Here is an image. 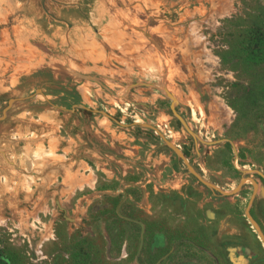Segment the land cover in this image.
<instances>
[{"label": "rangeland", "instance_id": "374dc122", "mask_svg": "<svg viewBox=\"0 0 264 264\" xmlns=\"http://www.w3.org/2000/svg\"><path fill=\"white\" fill-rule=\"evenodd\" d=\"M260 20L264 0H0V112L27 97L1 122L0 257L137 264L119 204L141 264L175 241L162 264H264ZM140 123L202 180L244 182L210 188Z\"/></svg>", "mask_w": 264, "mask_h": 264}, {"label": "water", "instance_id": "95a60500", "mask_svg": "<svg viewBox=\"0 0 264 264\" xmlns=\"http://www.w3.org/2000/svg\"><path fill=\"white\" fill-rule=\"evenodd\" d=\"M167 96L169 97V99L171 100V103H170V110L171 112L183 123L180 115L177 113V111L175 110V105L178 104V101L177 99L172 95L170 94L169 92H166ZM23 98H27V97H10L8 100H7V103L6 105L1 109V112H0V132H1V122L4 121L7 116L9 115V112L10 110L12 109L13 107V104L17 101V100H22ZM75 107H81V108H84L86 110H89L88 107H85L84 105L82 104H75V105H72V109H70V111H73V109ZM93 112H99L105 116H107L108 118L110 119H113L108 113L104 112V111H101V110H97V109H94V110H91ZM134 123H138V122H134ZM121 124V123H120ZM141 126H144V127H147V128H151L153 131H155L157 133V135L176 153V155H178L182 161L184 162V164L186 165L188 171L190 173H192L193 175H195L199 180H201L205 185L209 186L210 188L212 189H215L217 191H219L221 194H229V193H234L235 191H237L241 184L244 182L245 179H241L239 184L237 185V187L235 189H233L232 191L230 192H226V191H223L221 189H219L217 186L207 182V181H204L201 179V177L194 171V169L191 167V165L189 164L187 158L185 157V155L180 151V149L174 145L170 140L166 139L165 136L156 128L154 127L153 125H150V124H147V123H140ZM126 196V193L125 191H123V199L125 198ZM121 203V202H120ZM116 213L124 218V219H127V220H130V221H133V222H136L140 225V242H139V246H138V250H137V253H136V256H135V261L137 264H140L139 263V260H138V256H139V253L141 251V248L143 246V240H144V225L141 221H138L136 219H133V218H130V217H127V216H124L120 213L119 211V204L117 205L116 207ZM247 213V216L248 218L250 219L251 223L255 226V228L257 229L261 239L263 240V243H264V237L262 235V233L260 232L259 228L257 227V225L255 224L254 220L252 219V217Z\"/></svg>", "mask_w": 264, "mask_h": 264}, {"label": "trees", "instance_id": "16d2710c", "mask_svg": "<svg viewBox=\"0 0 264 264\" xmlns=\"http://www.w3.org/2000/svg\"><path fill=\"white\" fill-rule=\"evenodd\" d=\"M256 26H258L257 28H259V29H264L263 21H261V20L258 21ZM248 39H249L251 49L248 51V54L245 57V60H247L248 62H251V63L254 62L256 64L261 63L264 59L263 54L261 53L262 46H264V38L258 37L257 41H255L254 37H252V36L250 37V35H248ZM255 49H258L259 51L256 52ZM107 232H108L111 244L115 245L117 243L116 234H114V233H112V231H108V230H107ZM163 262H164V260L161 261L160 264H162ZM0 264H8V263H7V260L0 257Z\"/></svg>", "mask_w": 264, "mask_h": 264}, {"label": "flooded vegetation", "instance_id": "af4514ba", "mask_svg": "<svg viewBox=\"0 0 264 264\" xmlns=\"http://www.w3.org/2000/svg\"><path fill=\"white\" fill-rule=\"evenodd\" d=\"M139 225V224H138ZM140 226V225H139ZM139 238H140V234H139ZM185 241V240H184ZM139 242H140V240H139ZM179 242H181V241H175L173 244H172V246L170 247V249L165 253V254H163L161 257H159L158 258V260H157V262L155 263V264H159V263H161V261H163L164 259H166L169 255H171L172 253H173V250H174V248L176 247L175 245L177 244V243H179ZM143 244H144V240H143ZM178 245V244H177ZM143 247V246H142ZM141 250H142V248H141ZM141 252V251H140ZM140 254V253H139ZM209 255H211V254H209ZM138 260H139V256H138ZM139 263H140V260H139ZM141 264V263H140Z\"/></svg>", "mask_w": 264, "mask_h": 264}]
</instances>
